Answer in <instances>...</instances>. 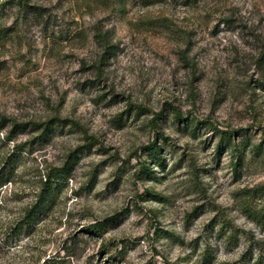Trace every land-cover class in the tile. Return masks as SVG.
I'll use <instances>...</instances> for the list:
<instances>
[{
  "label": "rangeland",
  "instance_id": "1",
  "mask_svg": "<svg viewBox=\"0 0 264 264\" xmlns=\"http://www.w3.org/2000/svg\"><path fill=\"white\" fill-rule=\"evenodd\" d=\"M3 1L0 264H264V0Z\"/></svg>",
  "mask_w": 264,
  "mask_h": 264
},
{
  "label": "trees",
  "instance_id": "2",
  "mask_svg": "<svg viewBox=\"0 0 264 264\" xmlns=\"http://www.w3.org/2000/svg\"><path fill=\"white\" fill-rule=\"evenodd\" d=\"M9 2L10 3L14 2L16 4H22L21 0H4L2 2V5L9 3ZM22 5L28 6L27 3H24ZM259 61L264 65V51L261 53ZM56 123L60 124V123H65V122L60 119L54 118L53 120L47 121L45 123H41V124L35 123L33 127L39 129L40 131L39 137L41 139L47 140L49 136L51 135L52 126H54ZM51 124L53 125L51 126ZM6 126H7L6 119L1 118L0 119V132H2V130H5ZM23 126L25 125L13 123L12 126L5 132V135L2 137V139H0V143L13 140V137L15 136L16 131H18V129ZM224 135H228V137H230V134H224ZM16 147H19V146H16ZM145 149L149 150V152H151L152 154H157V151H156L157 145L155 143L152 144V146H147ZM13 156H14L13 154H10L3 158L4 159L2 161L3 167H0V187L3 184L7 183L10 179H12L11 178L12 174L10 173V160H11V157ZM64 169H65L64 167L61 169L59 168L53 169L49 171L43 177V180L40 184V188L37 192L35 200L33 201L31 205H29V208L25 210L22 217L19 219L17 223L18 226H16V228L21 229L23 231H28L35 226L37 220L39 219V215L41 214V210L43 208H46L45 206H47L48 202L51 203L52 197L55 195V189L58 188L57 183H60L61 181H63ZM146 171L147 170L144 169V172ZM106 225H107L106 219L100 220L95 223L87 225L85 227V231L88 234L102 237L104 232L107 230ZM56 263L58 262L53 261L50 258L45 259L43 262V264H56Z\"/></svg>",
  "mask_w": 264,
  "mask_h": 264
}]
</instances>
